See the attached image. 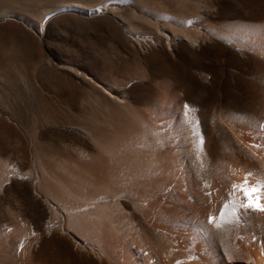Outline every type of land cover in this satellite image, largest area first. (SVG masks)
I'll return each mask as SVG.
<instances>
[{
	"label": "bare ground",
	"instance_id": "bare-ground-1",
	"mask_svg": "<svg viewBox=\"0 0 264 264\" xmlns=\"http://www.w3.org/2000/svg\"><path fill=\"white\" fill-rule=\"evenodd\" d=\"M196 6L179 17L187 27L181 37L190 45L201 36L216 37L252 56L249 79L258 94L244 106L220 100L207 131L196 108L169 96L168 89L162 104L149 103L141 112L109 87L128 117L102 135L82 127L96 151L84 143L77 165L47 176L53 203L64 216L60 232L49 239L59 248L69 246L79 264H264V212L240 207L243 194L233 188L245 180V187L264 185V18L221 21ZM45 23L43 18L40 32ZM196 70L211 82L208 71ZM242 74L232 71L221 86L238 87ZM16 172L0 156V191ZM11 211L12 225L0 224V264H33L43 232ZM209 216L216 217L213 223ZM51 219L45 231H52Z\"/></svg>",
	"mask_w": 264,
	"mask_h": 264
},
{
	"label": "rangeland",
	"instance_id": "rangeland-1",
	"mask_svg": "<svg viewBox=\"0 0 264 264\" xmlns=\"http://www.w3.org/2000/svg\"><path fill=\"white\" fill-rule=\"evenodd\" d=\"M198 3L221 21L264 18V0H0V156L21 174L0 191V224L12 225L13 209L43 232L35 264H79L69 246L49 239L64 216L47 176L77 165L84 143L96 151L82 127L102 135L128 117L118 92L144 112L149 103L162 104L168 89L196 108L207 131L220 100L244 106L258 94L249 79L252 56L216 37L201 36L193 45L181 37L187 27L179 17ZM196 68L208 71L211 82ZM232 71L245 73L241 85L221 86ZM48 219L51 232L44 230Z\"/></svg>",
	"mask_w": 264,
	"mask_h": 264
},
{
	"label": "snow or ice",
	"instance_id": "snow-or-ice-1",
	"mask_svg": "<svg viewBox=\"0 0 264 264\" xmlns=\"http://www.w3.org/2000/svg\"><path fill=\"white\" fill-rule=\"evenodd\" d=\"M185 107H187V105ZM246 184L247 180H245L242 185H233L234 189L239 188L244 197L245 202L242 203L240 207L244 209H250L254 212H264V185H253L245 187L244 185ZM227 206V204L224 205V207ZM233 211H235V209ZM220 215H224L223 211H221ZM215 219L216 217L209 216L208 223H213ZM255 239L256 238L253 237L254 241ZM261 243H264V241H262Z\"/></svg>",
	"mask_w": 264,
	"mask_h": 264
}]
</instances>
